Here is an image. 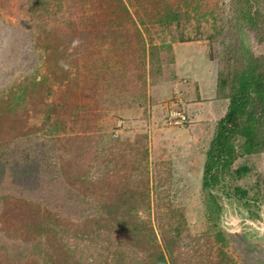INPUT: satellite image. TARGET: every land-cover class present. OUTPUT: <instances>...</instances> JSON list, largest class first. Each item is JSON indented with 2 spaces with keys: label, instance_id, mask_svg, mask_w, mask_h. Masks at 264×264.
<instances>
[{
  "label": "rangeland",
  "instance_id": "rangeland-1",
  "mask_svg": "<svg viewBox=\"0 0 264 264\" xmlns=\"http://www.w3.org/2000/svg\"><path fill=\"white\" fill-rule=\"evenodd\" d=\"M24 1L9 0L5 3L7 4L5 7H0V26L3 27L0 29V81L3 83L11 84L20 81L22 74L35 72V67H38L39 77H41L40 73L49 74L43 63L44 59L40 55V49L35 51L37 56L35 60L24 57V54L29 55V53L23 51L14 62L11 60L10 52L9 56H4L5 46L8 44L5 33L10 32L11 39L17 37L21 42L26 39L25 31L30 30L26 25L30 14L21 9ZM108 1L111 2V0H104V3ZM171 1L170 3L178 6L182 12L185 10L191 15L186 19L183 13L181 19L178 22L175 21L173 23L175 25H172L173 29L171 28L173 33L185 37V41H200L197 45L206 48L207 51L209 50L208 40L196 38L197 34L201 32L213 33L222 37L226 35L227 30L230 32L237 30V35L243 38L244 43L249 44L255 51L261 49V46L253 38V33L246 27L230 29L231 26L228 25L233 22L234 12L241 4L239 0ZM89 6L80 7L75 0H54L49 5L48 12L44 14L45 21L49 26L55 25L57 32H64L61 34L68 35L67 39L61 38V40L55 41L54 45H57V49L64 50L67 54L74 51L77 53L78 59L75 66L69 67L67 78L62 84L58 82L54 84L55 93L49 98L55 104L58 119H54L55 115L48 113L50 120L47 119L48 122H46L45 104L38 98L36 103L28 102L29 116L26 122L28 125L35 123L33 125L36 127L30 135H38V138L43 140L48 137L53 138L61 147L59 150L63 155L62 162L69 164L74 171L78 168L81 177L76 178L77 170L76 175L75 172L70 173V178L67 180L68 188L74 183L81 185L80 181L97 185V174H103L107 168H109L110 179L111 177L120 178L117 175L130 174L133 171V175H136L141 169L142 176L148 178L151 187L157 181H161L160 188L167 189L168 195L163 193L162 197L167 205L155 206L157 201L152 199L149 210L139 211L140 217L152 226L157 235L161 232L160 218H163L165 223L162 225L165 227H168L167 223H171L173 227L186 229L189 236H184L181 246H186L184 251L188 249L187 257L191 258L192 264H264V152L240 156L235 161L233 168L241 164L252 166V170L242 177L238 184L246 187L249 197H255L256 200H252V206L246 208L235 199L225 198L221 194L222 209L217 226L222 231L223 239L216 240L212 233L207 232L209 222L206 218L201 191V175L204 152L213 132L214 124L224 113L227 102L222 99L220 102L225 103V105L222 103L223 108L221 109L219 105L214 109L216 112L207 115L204 120L187 115L189 123L183 128H173L167 124L165 104L168 100L178 96L181 98L183 107V90L189 87L194 93L199 79L210 83L214 79V75L217 77V63L209 56L206 57L205 54L206 58L203 56L199 58L197 56L199 51L196 50L187 53H191L190 59L179 57L181 61L178 63L179 66H190V77L180 72L181 78L178 79V82H181L179 83L180 87L176 86L172 89V85H177V83L166 82V80H172L170 65L174 60L172 45L177 41V38H171L161 33L158 26L150 24L152 21L147 13L153 7L149 3L139 0L133 5H129V11L134 18L119 16V13L117 18H115L116 13H109L107 17H104L105 11H109L111 8L109 4L108 7L106 4L105 7L101 4L97 9L92 7L86 9ZM209 12H213V16H210ZM200 14L203 17L209 16L200 19ZM108 17L112 21L106 19ZM139 17L143 18L144 22H141ZM198 17L199 19H197ZM4 23L10 26L6 27L3 25ZM106 23L112 29L122 31L127 29L132 32L134 27L138 28L143 33L148 45L150 40L146 36V28H149L152 31V44L161 48L160 73L154 76L150 74V67L153 68L155 65L149 56V49H146L145 53L139 52V49L135 48L114 49L109 44L111 42L109 37H107L109 40L97 42L101 39H95L93 36L97 35L101 29L104 30ZM196 25L201 27L198 28ZM84 28L90 34L84 33V36L79 37V33ZM73 29H75V33H73ZM85 64L86 66H84ZM162 79L163 83H156ZM159 85L162 86L160 90H158ZM171 89L172 92L169 93L171 95L161 107L162 101L165 99L163 96ZM43 92H45L44 87L37 88L32 94L38 96ZM211 100L206 94L202 98L205 104H209ZM148 103H150L149 106H147ZM130 104H133L134 107L131 108ZM140 105L145 106H141L143 108L141 109L138 108ZM35 108H41V113H37L40 114L37 118L33 116ZM183 110L187 114L184 107ZM0 121L19 122L20 117L11 116V112H6L0 114ZM117 124L120 126H116ZM9 128L14 129V126L10 125ZM46 129L49 133L45 132ZM110 148L113 150H109ZM144 150H146V159L141 160L139 153ZM136 159L141 162L140 166H142L135 171L133 165L137 164ZM49 190L51 191L50 188ZM97 192L98 197L108 199L104 193L105 186H98ZM89 195L91 194L89 193ZM168 204L178 209L177 212H174V217L170 219H168L169 213L168 207H166ZM251 208L258 211L260 216L250 217L249 209ZM109 212L100 210L97 213L96 210L92 216L98 214L107 217ZM64 218L69 223V236L73 243V240L77 239L79 235L81 238L82 223L72 218ZM16 223V218H11L6 222L0 221V246L18 244L17 234L8 236L10 230L16 228ZM151 226H149L150 231ZM103 231L102 229L95 234L98 243L96 244L112 248L115 246V242H105L104 238H101ZM139 237L143 240L140 234ZM87 239L89 242H93L92 238L86 235L81 242L77 241L78 246L90 245ZM129 246L133 252L138 253V258L144 254L142 248L139 249L140 245L131 244ZM3 252L4 250L0 248L2 262H4Z\"/></svg>",
  "mask_w": 264,
  "mask_h": 264
},
{
  "label": "trees",
  "instance_id": "trees-1",
  "mask_svg": "<svg viewBox=\"0 0 264 264\" xmlns=\"http://www.w3.org/2000/svg\"><path fill=\"white\" fill-rule=\"evenodd\" d=\"M8 1H0V7H5ZM75 1L80 7L90 5L86 9H97L101 4L108 7L109 4L111 8L105 11L104 17L109 13H116L117 18L119 13V16L134 18L128 6L139 0H111L106 3L104 0ZM142 1L153 7L147 13L152 21L150 24H155L161 33L171 38L185 41V37L173 33L171 28L173 29V23L178 22L183 13L188 19L191 16L188 11L182 12L178 6L170 3L171 0ZM239 1L241 4L234 12L233 22L228 25L231 26L230 29L246 27L261 46L260 50L255 51L249 44L244 43L243 38L237 35V30H227L226 35L222 37L204 32L196 36L198 39L208 40V56L218 65L216 96L227 102L224 113L214 124L204 152L201 175V191L209 222L207 232L212 233L216 240L223 239L222 231L217 226L222 209L221 194L225 198L235 199L246 208L252 206V200H256L255 197H249L246 187L238 184V181L252 170V166L241 164L233 168L235 161L240 156L264 152V0ZM53 2L54 0H25L21 9L30 14V18L26 20L30 29L25 31L26 39L19 42L17 37L10 38V32L5 33L8 44L5 46L4 56H9L10 52L14 62L23 51L29 53L24 54V57L35 60V51L40 49L49 74L40 73L39 77L38 67H35V72L22 74L18 82L9 84L0 81V114L11 112V116L20 117L19 122L0 121V221L6 222L16 218V228L10 230L8 236L17 234L19 238L18 244L0 246L4 250V262L0 260V264H192L191 258L187 257L188 249L184 251L186 246H181L184 236H189L186 229L173 227L171 223H167L168 227H165L162 225L165 223L163 218H160L161 232L157 235L152 226L140 217L139 211L149 210L152 199L157 201L155 206L167 205L162 197L163 193H168L167 189L160 188L161 181L151 187L148 178L142 176L141 169L136 175H133V171L130 174L117 175L120 178L110 179L107 168L103 174H97L96 181L98 186H105L104 193L108 199L97 196L96 184L80 181L81 185L74 183L68 188L70 173L75 172L76 175L77 170L76 178L81 177L78 168L74 171L69 164L62 162L63 155L59 150L61 147L53 138L43 140L39 139L38 135H30L36 127L35 123L28 125L26 122L29 116L28 102L36 103L37 98L40 99V102L45 104L46 122L47 119L50 120L48 113L58 119L55 104L49 98L55 93L54 84H62L67 78L69 67L75 66L78 59L76 52L67 54L54 45L56 40L67 39L68 35L57 32L55 25L49 26L45 21L44 14ZM209 15L213 16V12H209ZM205 17L200 14V19ZM106 19L112 21L109 17ZM139 19L144 22L143 18ZM3 25L10 26L5 23ZM2 28L0 26V29ZM84 33L90 34L84 28L79 37ZM97 33L99 35H92L95 39H101L97 42L106 41L109 37V44L114 49L135 48L142 53L149 49V56L155 65L150 67V74L154 76L160 73L161 48L152 44V31L149 28H146L149 45L143 33L136 27L132 32L127 29L122 31L112 29L106 23L104 30L101 29ZM43 87L45 92L41 95L32 94L37 88ZM37 113H41V108L34 109V118L40 115ZM10 125L14 126V129H10ZM49 131L45 130L46 133ZM139 158L146 159V150L139 153ZM136 161L137 164L133 165L135 171L142 166L141 162L137 159ZM166 207L168 219L174 217V212L178 209L170 204ZM96 210L97 213L100 210L110 212L107 217L98 214L92 216ZM112 212L114 213L111 214ZM249 212L252 218L260 216L253 208L249 209ZM64 217L82 223L81 238L79 235L73 243L69 236V223ZM102 229L104 231L101 238L108 243L115 242L112 248L97 245L95 234ZM86 235L92 238L94 243L87 239L90 245L78 246L77 241L81 242ZM112 237L114 239H111ZM131 244L140 245L139 249L144 251L140 258L138 253L132 251L129 246Z\"/></svg>",
  "mask_w": 264,
  "mask_h": 264
},
{
  "label": "crops",
  "instance_id": "crops-1",
  "mask_svg": "<svg viewBox=\"0 0 264 264\" xmlns=\"http://www.w3.org/2000/svg\"><path fill=\"white\" fill-rule=\"evenodd\" d=\"M199 42L200 41H197V40H194V41L182 40V41H180L179 39H177V41H175L174 44L172 45V51H173V55H174V60L170 63L171 69H172V74H171L172 80H166V82H176L177 83V85H172V89L175 88L176 86H179L180 85L179 83H181V82H178L179 81L178 79L181 78V76L179 75L180 72H182L184 75L190 77L189 76L190 66H188V67H186L185 65L179 66L178 63L181 62L179 60V57H183V58L187 57L188 59H190L191 53L190 54H187V53H189L190 51L194 52L195 50L199 51V54L197 55L199 58H201L202 56L205 57V55H206V57L208 56V50L206 51L205 50L206 48H203V47L197 45ZM156 83L157 84L163 83V79L158 80ZM158 88H159L158 90H160L162 88V86L159 85ZM167 88L165 89V91L167 90ZM172 89L168 90L165 93V95L163 96V98H165V99L162 101L161 107L163 105V102L166 99H168L169 96L171 95L169 93L172 92ZM180 91H181V88H180ZM183 91H184V94H182V98L184 100L183 107L187 112L186 115H189V116L192 115V116L196 117V119H198V120H204L207 115H212L213 113H215L216 111L214 109L216 107H219V105H220L221 109L223 108L222 103H224V102L221 103L220 102L221 99H218L216 96V77H215V75H214V79L211 80L210 83H208V81H206V80L201 81L199 79L198 85L195 86V88H194V93H193V90H191L189 87H187V89H185ZM205 94L209 98L212 99L209 104H205V102L202 101V98ZM222 101H225V100H222ZM216 103H221V104H216ZM149 104L150 103H148L147 106H149ZM224 105H225V103H224ZM141 106L143 107L145 105H140V106H138V108L143 109ZM130 107L132 108V107H134V105L130 104ZM187 119H188V116H187ZM188 123H189V119H188L187 124ZM116 126L119 127L120 125L117 124ZM183 127L184 126L177 127V128H183Z\"/></svg>",
  "mask_w": 264,
  "mask_h": 264
},
{
  "label": "built area",
  "instance_id": "built-area-1",
  "mask_svg": "<svg viewBox=\"0 0 264 264\" xmlns=\"http://www.w3.org/2000/svg\"><path fill=\"white\" fill-rule=\"evenodd\" d=\"M167 124L170 127L177 128L185 126L188 122L187 115L183 110L181 98L174 96L165 104Z\"/></svg>",
  "mask_w": 264,
  "mask_h": 264
}]
</instances>
